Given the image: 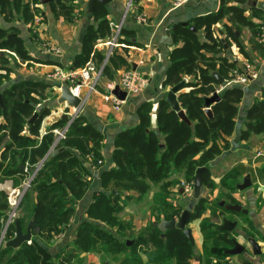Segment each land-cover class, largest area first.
Here are the masks:
<instances>
[{
    "label": "trees",
    "instance_id": "trees-1",
    "mask_svg": "<svg viewBox=\"0 0 264 264\" xmlns=\"http://www.w3.org/2000/svg\"><path fill=\"white\" fill-rule=\"evenodd\" d=\"M247 2L220 0L216 12L192 18L187 26L177 24L172 28L173 47L163 88L172 89L183 84L177 98L191 123L184 122L164 97L159 101L156 113L160 138L152 130L151 102L142 103L137 110V126L121 131L114 140L113 165L102 173L101 192L87 210L86 221L79 224L74 241L66 245L56 258L44 249L43 243H52L72 225L78 203L91 185L88 166L103 165L98 162L103 163L105 136L82 115H76L69 126L68 121L60 117L50 123L43 134L44 121L54 108L47 104L41 109L38 106L42 101L52 100L51 94L58 89L57 85L26 79L14 82L0 92V186L9 183L12 189L23 192L17 219L21 226L32 223L31 242L18 250L2 246L0 264H83L84 254L102 256L110 252L111 246L119 243V239H124L121 247L116 248L119 254L122 246L129 248L126 242L132 241L133 237L127 236L122 225H93L92 221L116 222L114 215L117 216L123 208L118 205L122 193L127 197L136 193L140 197L150 187L159 186L161 193L166 195L176 185V175L193 181L197 170L202 167L208 169L202 175L203 187L215 188L208 166L232 147L231 138L236 130L244 90L237 86L225 89L220 94V101L211 105L213 119L206 114L205 100L219 86L213 73L217 72L227 81L237 69L235 59L225 54H232L235 48L239 55L249 58L239 39L244 29L257 39L261 21H264V10L252 5L245 9L243 6ZM32 4L41 5L40 0H0V15L5 22L13 21L15 14L20 15L32 27L37 16L43 22L42 11L32 9ZM48 5L56 20L71 23L84 15L76 0H50ZM108 15L106 6L94 5L91 22L84 30L81 51L69 69L77 70L93 64L103 67V76L113 81L119 69L129 67V48L140 45L133 41L135 34L126 29L121 32L120 43L125 45L120 48L122 52L119 53L120 49L114 51L103 65L105 53L98 50L97 43L112 35ZM6 52L16 55L23 63L40 62L29 54L17 28L5 29L0 24V70L9 77L12 70ZM44 62L60 66L53 61ZM35 114L37 117L30 122ZM262 134L264 86L259 98L245 113L239 141L247 142ZM26 182L29 187L24 192ZM12 210L9 194L0 191V236ZM203 211L204 204L200 203L193 220L199 219ZM149 228L138 235L133 247L153 246L164 250L165 257L151 254L145 263L143 256L136 252L117 264H192L194 247L181 230H167L162 237L158 227L150 225ZM217 228L209 234L201 229V233L204 238L223 236L219 239L223 246L217 252L224 255L232 239L224 237L228 232H219ZM15 234L16 227L12 222L4 241L12 240Z\"/></svg>",
    "mask_w": 264,
    "mask_h": 264
},
{
    "label": "crops",
    "instance_id": "crops-1",
    "mask_svg": "<svg viewBox=\"0 0 264 264\" xmlns=\"http://www.w3.org/2000/svg\"><path fill=\"white\" fill-rule=\"evenodd\" d=\"M128 1L129 0H114L107 5L106 8L109 13L108 19L110 22L115 24L122 23L123 29L132 31L135 34L133 41L138 43L140 46L129 48V67L119 69L115 73L113 81H110L108 78L102 76L99 82L100 87H97L96 91L93 92L86 101H84L80 111L77 113V115L86 117L97 130L104 134L105 142L104 148L102 149L103 165L99 167H94L92 165L88 166L91 172V185L84 198L78 203L76 215L72 225H70L52 243H43L44 249L53 258L58 257L64 247L74 241L75 230L80 223L86 221L87 210L89 209L95 196L101 192L102 173L113 165L112 151L114 140L122 131L121 128L125 125L128 119L126 129H131L137 126V110L142 103L151 102L152 130L160 138H162L157 126L156 113L159 101L166 97L170 91L169 89L163 88V82L166 72L170 66L169 54L173 47L171 38L172 28L177 24L188 23V21L192 18L216 12L220 4V0H185L183 6L174 7L171 0H135L132 10L126 11ZM88 2L89 0H76V4L84 12V15L71 23L64 22L62 19L56 20L50 11L49 5H31L32 9L41 10L43 15V22L38 27V37L43 40L55 42L62 48V54L60 56H52L50 58H43L41 56L40 47L32 35L33 29L31 24L25 23L20 15L15 14V18L11 22H5L0 15L1 26L5 29L10 27L17 28L29 54L38 59L40 61L38 63H44L46 66V69L43 72L44 75L40 79L28 78L27 80L50 83L45 77L46 73L51 71L52 68L57 65H48L44 61L59 63L60 66L62 65L61 67L64 68H68L72 64L75 56L81 51V34L84 33L88 22H91V17L87 14ZM248 4L249 0L243 7L247 9ZM251 5L253 7L262 8L264 6V0H255ZM140 14H146L148 16V23L141 24L137 22V16ZM247 34L253 38L249 30H247ZM107 40H104L101 46H98L97 43L98 50L103 51L104 53L108 52V47L105 45ZM255 41H257V39ZM241 44L246 50L248 56L253 57L252 53L249 51L250 48L247 47L246 44ZM121 52L122 51L120 49L119 53ZM37 55H39V57H36ZM225 55L229 57V53ZM231 58L235 59L238 66L241 65L243 61L247 60L241 55L238 58ZM251 62L260 67L261 80L251 83L248 88H242L244 90V99L240 105V113L237 120L236 130L231 138L232 147L229 151L224 153V156H239L236 162L232 165L235 170H238L241 173L242 176L240 180H244L246 176H250L252 184H254L253 181L256 182L257 187L251 186L246 190L247 192L244 193V195L242 194L243 199L241 197L240 199L246 203L245 210L248 211V214L245 216H250V218H255L258 221L261 219V216L254 210L257 197L261 196L264 198V184H261V178L264 171L263 156L261 157V152H259L256 158L249 160L242 157L240 150L241 147H243L244 152L247 153L246 155L256 153L255 149L247 146L256 140L263 138L264 134L260 136H253L247 142L239 141L240 133L245 121V113L255 99L259 98L260 91L264 86V83L262 82V78L264 77V62L257 60V58H254ZM25 64L32 63L26 62ZM127 70L138 71L144 75L147 79V87L143 94L128 96L123 105L117 106L111 98L113 95L111 94L112 92L109 91L108 86L117 82L120 76ZM35 75V77L38 78L41 76V74L37 73ZM58 97H60V95H58ZM61 106H66V108H69L70 111L62 113L58 117L54 118L53 116L56 115L57 111L60 110L59 107ZM73 110L74 109L67 104L59 105L57 103V107L54 108L52 114L50 115V119L49 117L47 118L50 120L49 123L46 127H44V129L42 128L43 134L50 123L54 120L63 117L65 114L68 118L69 116H73L72 114H74L75 111ZM45 122L46 120L44 123ZM261 148L262 145L256 149ZM258 186H260V188H258ZM196 228L197 232H192L193 235H195L196 238L202 236L203 241V235L200 232L199 225ZM259 245L262 249V255L260 257L252 255L250 260H246L248 264H263L264 246L261 243ZM94 255L95 254H84L82 256L84 260L83 264H100L99 259ZM144 262L146 263L145 259Z\"/></svg>",
    "mask_w": 264,
    "mask_h": 264
},
{
    "label": "rangeland",
    "instance_id": "rangeland-1",
    "mask_svg": "<svg viewBox=\"0 0 264 264\" xmlns=\"http://www.w3.org/2000/svg\"><path fill=\"white\" fill-rule=\"evenodd\" d=\"M255 0H249V4L247 6V9L251 6L252 3H254ZM36 43L40 46V40L39 38L34 35ZM255 36L250 37L249 34H247V29H244L241 33L240 41L243 44H246L247 47L250 48V52L252 53L254 58H257L259 61L264 62V47H262L257 41H255ZM256 55V56H255ZM5 56L8 60V66L12 70V74L9 77H6V72L0 70V92L6 88L10 87V85L14 82H19L24 79L28 78H37L40 79L44 74V70L46 69L44 63H32V64H25L21 62V60L14 54H10L8 52L5 53ZM240 55L238 51L234 48L232 54H229V57H236L238 58ZM36 57H39L37 55ZM253 57H250L247 59L248 62H251L254 60ZM252 63V62H251ZM1 67V64H0ZM41 74V76L35 77V74ZM8 78V79H7ZM262 82L264 83V77L262 78ZM225 84V82H224ZM223 84V85H224ZM222 86V85H219ZM249 86V85H248ZM248 86H246L248 88ZM100 85H98V88ZM245 87V88H246ZM243 88V87H242ZM170 90V89H169ZM61 91L59 89H56L55 92H53L52 100H46L42 101L40 106H38V109H41L44 104L50 105L53 108L57 107V101L58 95H60ZM65 105V104H64ZM59 111H57L56 115L53 116L54 118L58 117L62 113H66L67 111H70L69 108H66V106L59 107ZM74 111V110H73ZM69 114V113H68ZM66 115V114H65ZM73 116L76 115V112L74 111ZM71 119L72 116H69ZM50 119V117H49ZM49 119H46V122L44 123V127L47 126L49 123ZM71 121V120H70ZM69 124V123H68ZM262 145L261 149H256ZM247 147H251L255 149L256 153L254 154H248L244 152L243 147H241L240 152L242 153V157H245L246 159L252 160L253 158H256L258 156V153L261 152V157L263 156L264 160V137L260 140H256L251 144H248ZM239 158V156H220L215 161L211 162L209 164V172L211 174L212 180L214 181L215 188L213 190L208 189L206 187H203L202 189V198L203 196L211 198L212 205L204 204V211L202 213V216L199 219H195L191 221V223L188 224V227L191 228L192 232H197V226L199 225V229L201 232V229L205 231L206 234L212 233L218 226H221L222 219L227 218L233 222H237L238 226L235 231L228 232L227 235L224 237H228L229 239H234L238 241L242 246L246 248V251L241 256H224L217 252L223 244L219 240L223 236L216 235L215 237H208L204 238L202 241V236L199 238H196L195 235H193L195 240V246H194V259L192 261V264H244L246 263V260H250L252 258V249L250 245L247 243L246 240H244L243 236L245 234L250 235V237L254 238L259 244L261 243L264 246V198L263 197H257V201L255 203V210L260 216V220H256L255 218H250V216L243 218V216L240 215H234L232 213H228L223 207H219V203L225 202L226 204H233V205H241L243 209H246V203L243 202L242 194L246 193L247 191H239L236 189L238 184L243 183V179H241V173L238 170H235L233 168V165L236 160ZM264 165V162H263ZM233 168V169H232ZM195 180V179H194ZM194 180L190 181L183 176L176 175L175 177V183L173 189L166 192V195L164 193H161L159 186H152L149 188L148 192L145 195L138 196L136 193L131 194V196H126L125 193L121 194L120 201L118 202V205H121L123 208L121 209L120 213L114 215L116 217V222H105L102 223L98 220H93V225H122L123 228L126 231V234L129 238L133 237L131 242V245H126L129 247L127 248H121V253L117 254V247H121V244L124 239H119V243L111 246V251L107 254L101 255H94L96 256L100 264H117L120 260L123 258L129 256L131 253H140L143 258L148 261L150 258L149 256L152 254L154 257L162 258L165 257V252L162 249H156L153 246L143 248L142 245L133 247L134 241L138 237V235L145 230H149L150 225H158V228L160 227V224L163 222H170L171 220H179L182 213L187 208L188 201L192 198L193 192L191 195L187 196V199H184L182 197V194H180V189H183V185L192 184L194 186ZM26 182L24 184V189L27 186ZM254 184H252V187H257L256 182L253 181ZM261 184H264V171L261 178ZM260 188V186H258ZM0 191H5L9 194L10 198V204L11 207L15 209L16 215L13 217V214H10L12 222L16 218H18V212L17 209L18 205V199L20 196L19 190H13L11 188V185L9 183L3 184L0 186ZM111 191V188L109 192ZM260 192V190H259ZM240 197L242 199H240ZM113 220V219H111ZM258 223V224H257ZM27 224L23 225V231H26ZM252 228H251V227ZM110 229L109 227L107 230ZM160 232L162 234H165L166 231L162 230L161 228ZM116 229H112V233L115 234ZM5 234L6 231L2 232V235L0 236V248L5 245ZM131 234V235H130ZM3 239V241H2ZM144 239V238H142ZM124 243V242H123ZM133 247V248H131ZM233 248V245L230 244L227 249ZM211 255V256H209ZM253 260V259H252ZM171 263V262H170ZM159 264V263H156ZM168 264V263H167Z\"/></svg>",
    "mask_w": 264,
    "mask_h": 264
},
{
    "label": "built area",
    "instance_id": "built-area-1",
    "mask_svg": "<svg viewBox=\"0 0 264 264\" xmlns=\"http://www.w3.org/2000/svg\"><path fill=\"white\" fill-rule=\"evenodd\" d=\"M174 7H181L184 5L185 0H171ZM134 6V0H129L126 5V11L132 10ZM148 16L146 14H140L137 16V22L141 24L148 23ZM42 24V18L40 16L35 17L32 29L34 35L38 37V27ZM110 28L112 31L111 37L107 40L106 46L108 47V52H105V65L109 57L113 54L114 51L124 47L120 43L121 32L123 30V24H115L110 22ZM40 40V52L43 58H50L52 56H60L62 54V48L58 46L55 42L43 40L38 37ZM257 42L264 47V21H261V29L257 36ZM103 41L98 42V46H101ZM97 46V47H98ZM103 67H96L93 64L87 65L85 68L73 70L69 68H63L60 66L53 67L51 71L46 73V79L54 85H65L70 90L71 94L81 99L84 103L88 97L96 91L99 82L103 76L102 74ZM261 80V70L260 67L253 62L243 61L241 65L237 66V69L234 70L230 76V79L225 81V84L218 86L215 91L217 94H221L225 89L230 87H246L253 82ZM120 87L123 92H126L127 96H137L144 93L147 87V79L138 71L127 70L119 78L117 82H114L108 86L110 92H112L116 87ZM113 102L117 106L123 105L125 102L119 101L116 97L112 96ZM77 115V113H76ZM72 116L71 122L76 116ZM69 126V125H68ZM68 127H66L67 129ZM61 136V134H60ZM102 161L98 162V165H102ZM29 183L25 187L27 189ZM194 186L192 184L183 185V191L188 196L193 192ZM24 189V191H25ZM20 196L18 199V204L23 196V192H19ZM16 204V206L18 205ZM17 209V208H16ZM15 213L13 208L12 213ZM16 215L13 214V217ZM12 217V215H11ZM11 217L7 222L8 226L12 223ZM7 226V225H6ZM8 228V227H7ZM7 230V229H6ZM3 241V239H2ZM1 245V244H0ZM264 264V260H263Z\"/></svg>",
    "mask_w": 264,
    "mask_h": 264
},
{
    "label": "water",
    "instance_id": "water-1",
    "mask_svg": "<svg viewBox=\"0 0 264 264\" xmlns=\"http://www.w3.org/2000/svg\"><path fill=\"white\" fill-rule=\"evenodd\" d=\"M112 1H114V0H89L88 7H87V14L88 15L92 14L94 5L96 3H101L104 6H107ZM49 3H50V0H40L41 5H48ZM262 9L264 10V6L262 7ZM89 23L90 22H88V24ZM183 25L187 26L188 24L183 23ZM84 38H85V33H82L81 37H80L81 43H83ZM213 77L217 79L218 85L224 84L225 80L222 79L218 75L217 72L213 73ZM57 87L61 91L60 97L58 98L57 103L59 105L67 104L71 108H73L76 113H78L80 111L82 105H83V101L81 99L74 97L71 94V92L67 86L57 85ZM182 88H183V84H180V85L170 89V91L168 92V94L166 96V100L170 103L172 109L178 113L179 117L184 122L190 124L191 122L188 120L186 113L181 108V106L178 102V98H177V95ZM111 94L121 102H125L127 97H128L126 92H123L120 89V87H118V86L112 91ZM220 99H221V97L219 94L216 93V91L214 92V94L211 97L206 98V100H205V111H206V114L209 116L210 119H213L211 105L216 103V102H219ZM1 102H2V95L0 93V103ZM36 117H37V115L35 114L33 119L30 122H33V120H35ZM62 118L65 119L66 121H68V123L70 124L71 121L67 115H64ZM128 120L125 123V125L121 128L122 131L126 130ZM206 172H208V169L205 167L199 168L197 170L196 177L194 180L193 196L189 200L187 209L182 213V215L180 216V219L178 221L173 219L170 222H163L160 224V228L165 230V231L175 230V229L181 230L193 247L195 246V240L193 237L192 230L188 227V223L191 219L192 211L194 210L198 201L202 198V189H203L202 175ZM251 186H252L251 178H250V176H246L243 180V183L237 185V189L239 191H245V190L249 189ZM180 194H182L184 197H187V195L184 193L183 189H180ZM220 205L224 206L227 211L232 212V213H242L244 215L248 214V211L243 209L242 206L238 205V204H236V205H231V204L225 205L224 202H221ZM222 222H223L222 225L217 228V230L219 232H233L236 230V228L238 226L237 222H233L227 218H223ZM13 223L16 227V234L12 240L5 243V247L11 248L14 250H18L24 244L31 242V239H32V232H31L32 223H30L28 225L26 231H23L19 219L16 218ZM7 227H8V224L5 227L4 232L6 231ZM243 238L250 245L253 255L256 257H260L262 255V249H261L260 245L258 244V242L254 238L250 237V235H248V234H245L243 236ZM127 245H131V242L127 241ZM232 245H233V248L227 249L224 251L225 256L236 257V256H241L245 253L246 248L244 246H242L238 241L232 239Z\"/></svg>",
    "mask_w": 264,
    "mask_h": 264
},
{
    "label": "flooded vegetation",
    "instance_id": "flooded-vegetation-1",
    "mask_svg": "<svg viewBox=\"0 0 264 264\" xmlns=\"http://www.w3.org/2000/svg\"><path fill=\"white\" fill-rule=\"evenodd\" d=\"M236 188H237V187H236ZM182 197H183L184 199H187V197H184L183 195H182ZM203 198H204V199H200V200L198 201L197 205L195 206L194 210L192 211V215H191V219H190L189 223H191V221H193V214L195 213V209L200 205V203H201V204L203 203V204L212 205V204H211V202H212L211 198L206 197V196H205V197L203 196ZM188 203H189V201H188ZM188 203H187V204H188ZM224 203H225V202H224ZM225 205H228V204L225 203ZM231 205H233V204H231ZM187 206H188V205H187ZM219 207H223V208L225 209V207H224V206H221L220 203H219ZM186 209H187V208H186ZM225 210H226V209H225ZM226 211H227V210H226ZM227 212H228V213H232V212H229V211H227ZM232 214L243 216L242 213H232ZM246 217H248V216H245V215L243 216V218H246ZM171 221H172V220H171ZM177 221H178V220H177ZM222 221H223V219H222ZM189 223H188V224H189ZM222 223H223V222H222ZM221 225H222V224H221ZM155 226L158 227V225H156V224H155ZM159 228H160V227H159ZM162 230H163V229H162ZM163 235L165 236V234H162V237H164Z\"/></svg>",
    "mask_w": 264,
    "mask_h": 264
}]
</instances>
